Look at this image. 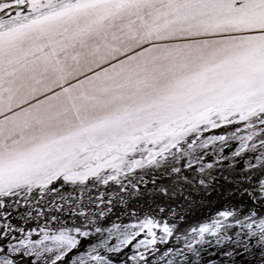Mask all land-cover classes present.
<instances>
[{
  "label": "snow or ice",
  "instance_id": "snow-or-ice-1",
  "mask_svg": "<svg viewBox=\"0 0 264 264\" xmlns=\"http://www.w3.org/2000/svg\"><path fill=\"white\" fill-rule=\"evenodd\" d=\"M0 264H264V0H0Z\"/></svg>",
  "mask_w": 264,
  "mask_h": 264
}]
</instances>
